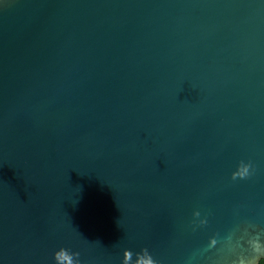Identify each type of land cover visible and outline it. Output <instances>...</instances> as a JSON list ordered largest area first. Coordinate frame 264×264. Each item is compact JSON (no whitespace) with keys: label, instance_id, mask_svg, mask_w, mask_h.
I'll return each mask as SVG.
<instances>
[{"label":"water","instance_id":"95a60500","mask_svg":"<svg viewBox=\"0 0 264 264\" xmlns=\"http://www.w3.org/2000/svg\"><path fill=\"white\" fill-rule=\"evenodd\" d=\"M264 259V0H0V264Z\"/></svg>","mask_w":264,"mask_h":264},{"label":"clouds","instance_id":"9594fccd","mask_svg":"<svg viewBox=\"0 0 264 264\" xmlns=\"http://www.w3.org/2000/svg\"><path fill=\"white\" fill-rule=\"evenodd\" d=\"M261 264H264V259L261 260Z\"/></svg>","mask_w":264,"mask_h":264},{"label":"trees","instance_id":"16d2710c","mask_svg":"<svg viewBox=\"0 0 264 264\" xmlns=\"http://www.w3.org/2000/svg\"><path fill=\"white\" fill-rule=\"evenodd\" d=\"M258 264H261V260L259 261V263Z\"/></svg>","mask_w":264,"mask_h":264}]
</instances>
